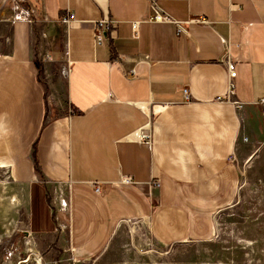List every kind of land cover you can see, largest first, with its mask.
I'll return each mask as SVG.
<instances>
[{"label":"crops","instance_id":"0c3cea01","mask_svg":"<svg viewBox=\"0 0 264 264\" xmlns=\"http://www.w3.org/2000/svg\"><path fill=\"white\" fill-rule=\"evenodd\" d=\"M262 99L264 0H0V170L25 216L8 251L84 262L138 220L163 246L212 238Z\"/></svg>","mask_w":264,"mask_h":264},{"label":"rangeland","instance_id":"374dc122","mask_svg":"<svg viewBox=\"0 0 264 264\" xmlns=\"http://www.w3.org/2000/svg\"><path fill=\"white\" fill-rule=\"evenodd\" d=\"M254 113L253 137L240 139L250 152H236L235 185L229 202L212 216V238L163 246L153 241L146 222H122L101 256L74 262L66 253L54 258V264H264V103L256 106ZM22 196V188L0 170V264L10 259V264H16L29 255L22 257L16 249L7 259L13 242L22 251L25 248L16 236L25 223ZM27 264H36L34 258Z\"/></svg>","mask_w":264,"mask_h":264},{"label":"built area","instance_id":"2783aa9c","mask_svg":"<svg viewBox=\"0 0 264 264\" xmlns=\"http://www.w3.org/2000/svg\"><path fill=\"white\" fill-rule=\"evenodd\" d=\"M69 18L72 19L73 16L69 15ZM70 19L66 18L64 20V22H68ZM150 22L170 23L171 20L169 19V17H167L163 13L156 12L150 18ZM194 22L198 23V24L206 23V21L203 20L202 18L201 19H196V20H194ZM136 27H137V23H135L133 25V30H135ZM114 29H115V23L114 22H112V21H110L108 19L107 20L98 21L96 23L95 27H94L96 43L98 45H100L102 40H103V38L106 36V34H109V36L112 37ZM182 31L183 30H182L181 26L178 25V32H182ZM45 57H46V59H48L47 55ZM226 69H227V76H228V87H227V91H226V94H225L224 98H225V100L229 101L232 105H234V107L236 109H240L242 107L241 103H239L238 101L233 100V96H234L233 79L236 76L234 65L232 63H227ZM184 93H186V90H184ZM260 103H264V99H262L260 101ZM124 183H131V179L129 177L124 179ZM154 186L158 187L159 185L155 184ZM94 192L95 193H99L100 192V187H99L98 184L94 185ZM14 252H16V250L14 248L9 250V252L7 253V259H10ZM28 261H29V257L27 256L26 258H24L22 260H18V262L16 264H27Z\"/></svg>","mask_w":264,"mask_h":264},{"label":"bare ground","instance_id":"6f19581e","mask_svg":"<svg viewBox=\"0 0 264 264\" xmlns=\"http://www.w3.org/2000/svg\"><path fill=\"white\" fill-rule=\"evenodd\" d=\"M156 110H159L158 108Z\"/></svg>","mask_w":264,"mask_h":264},{"label":"water","instance_id":"95a60500","mask_svg":"<svg viewBox=\"0 0 264 264\" xmlns=\"http://www.w3.org/2000/svg\"><path fill=\"white\" fill-rule=\"evenodd\" d=\"M253 157V155L251 156V158Z\"/></svg>","mask_w":264,"mask_h":264}]
</instances>
